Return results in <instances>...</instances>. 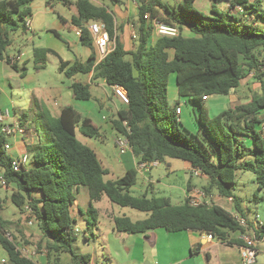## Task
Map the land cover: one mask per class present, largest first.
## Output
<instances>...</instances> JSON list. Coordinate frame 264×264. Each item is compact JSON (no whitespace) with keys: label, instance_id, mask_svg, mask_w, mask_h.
I'll return each mask as SVG.
<instances>
[{"label":"trees","instance_id":"16d2710c","mask_svg":"<svg viewBox=\"0 0 264 264\" xmlns=\"http://www.w3.org/2000/svg\"><path fill=\"white\" fill-rule=\"evenodd\" d=\"M34 1L0 0V60L11 45L9 32L19 29V20L31 17L29 5ZM196 1L180 0L172 6L164 0H136L138 15L131 20L136 39L133 50L126 51L109 8L92 0H78L79 17L72 22L81 31L82 44L93 49L88 24L100 21L115 41V48L100 62L93 53L88 62L75 63L67 71V65L62 64L60 70L69 78L93 71L94 80L103 79L112 87L120 85L126 90L129 105L119 111L113 127L129 139L139 164L181 160L210 179L204 188L207 195L216 189L221 196L234 199L237 171L253 173L258 190H264V134L257 130L258 125H264V8L261 2L250 0H211L213 17H208L194 8ZM154 19L179 29L180 35L158 37L149 45L155 35ZM184 30L194 36L185 37ZM51 53L46 49L34 51L36 71L45 68ZM250 74L260 81L262 94L210 117L204 98L230 95ZM171 75H175L178 96L198 105L196 119L202 136L179 129L177 108L173 111L168 104ZM72 90L76 100L91 98L89 85L74 83ZM46 128L54 150L48 145L39 146L30 152V163L35 166L17 173L11 167L15 158L5 148L9 140L0 126V168L6 184L17 187L11 194L12 203L19 209L27 206L32 210L42 233L38 248L45 249L49 264H60L63 255L71 257L67 264H88L91 260L89 255L74 250L77 221L72 208L80 187L87 188L90 198L88 209L80 211L88 230L97 227L95 204L107 197L121 208L148 214L136 222L126 216L116 217L117 233L145 234L160 228L168 233L198 231L231 244L229 235L244 231L232 214L217 205L193 207L186 198L182 205L174 206L170 198L131 195L138 179L136 168L117 180L106 181L109 171L96 152L77 138V132L85 138L100 137V130L89 119H82L72 106L65 107L57 119L48 117ZM254 200L259 202L257 196ZM11 225L0 215V246L8 254L7 264H39L21 254L9 233ZM87 233L84 236L89 240ZM263 236L264 228L256 238Z\"/></svg>","mask_w":264,"mask_h":264},{"label":"crops","instance_id":"0c3cea01","mask_svg":"<svg viewBox=\"0 0 264 264\" xmlns=\"http://www.w3.org/2000/svg\"><path fill=\"white\" fill-rule=\"evenodd\" d=\"M61 1L68 11L57 13L55 3H46V10L35 13L36 16L40 17V20H37L34 16V19H31L30 27H23L24 33H32L27 40L26 46L22 50L12 54L6 50L4 59L0 60V111L8 110L11 113V117L7 119L6 124H20L25 131L23 135H17L8 139L11 145L9 153L13 158L28 155L31 160L32 154L30 152L39 146L46 145L43 139L47 136L51 137V134L46 128V119L48 117L53 119L59 118L62 110L67 106H72L82 119H89L93 125L99 128L100 136L103 132L104 122L110 120L113 124L114 121L119 119V111L125 108L115 97L112 86L108 85L103 79H93V71L88 74H77L71 78L66 76L68 82L64 81L63 76H65V73L60 70L62 64L67 65L65 68V71H67L75 63L84 64L88 62L93 53L96 55L97 61H100L95 45L93 49L84 46L80 36L77 34L80 29L73 25L72 20L79 17V11L76 6L78 0ZM92 1L99 5H106L109 8V12L114 14L117 27L116 34L126 51H132L134 48L132 36L135 31L131 20L136 19L138 15L136 0H120L118 3H112L111 0ZM199 2H201V7L208 12L206 16L213 17L211 14V0H197L194 5L199 4ZM250 2H261L264 8V0H250ZM178 4L174 0V5ZM221 9H226V6H221ZM30 18H33L32 15ZM250 20L251 18L248 22ZM91 23L103 24L100 21ZM91 23L88 24V27ZM182 34L187 38L194 36L188 30H184ZM157 38L158 36L156 34L152 36L149 45H152ZM11 46L12 42L8 48H11ZM36 49H46L52 52L47 55L45 68L39 71L35 70L34 51ZM261 61L264 63V52L262 53ZM80 75H83V77ZM254 77V74H250L234 90L232 93L233 102L235 103L234 107L247 104L252 100L254 96L250 99L248 98L250 88L258 86V84L252 81ZM74 83L90 86V100L82 101L74 98L72 90ZM259 84L261 86V83ZM97 108L101 111L99 112ZM182 115L183 113L181 111L179 120ZM257 130L264 134V125H258ZM78 133L80 134V132H77L78 140L88 146L89 138H85L81 134L82 137H79ZM247 143L250 144L248 140ZM126 154L127 157H123L122 162L124 164L122 163V166L128 171V167L133 162L138 170L139 163L134 157L133 152L129 151ZM126 154L123 156H126ZM97 156L99 158L98 154ZM169 167L171 168L172 165L169 164ZM183 171L189 176V180L186 181V188L183 185L178 188L173 184L167 185L166 192L169 193V196L165 197L170 198L174 206L182 205L186 198H198L199 193L205 192L204 188L209 186L210 179L204 176H198V178H202L205 183L200 186L195 184L193 182L194 175L192 169L185 163ZM145 174L147 173H140L138 170V175L141 178L146 179ZM0 178H3V174ZM147 181V189L150 188L151 192L148 193L146 189L144 195L148 196V198L158 197L155 196L158 193L155 187L156 183L151 180V177ZM1 186L12 193L17 189L14 184L9 186H3L1 184ZM188 187L190 191H187ZM176 188L182 193L176 194L174 192ZM233 194L235 197L234 199L232 198L233 202L229 198L221 196L216 189L210 195L206 194L201 199L203 204L220 206L230 214L244 217L247 220L248 226L243 232L231 233L229 235L231 244L221 242L217 238L210 240L208 238L209 234L206 235L198 231L168 233L161 228L145 234H125L114 231V234L118 235V239L121 241L119 243L115 240L112 245L110 243V257L113 259L118 258L121 260V264H243L240 252L241 248L245 246L242 237L246 235L254 238L256 241L255 246L258 251L256 264H264V236L260 240L256 238L257 232L264 228V190H258L253 173L237 171L235 174ZM80 196L81 199L79 200ZM256 196L259 198V202H255L254 199ZM103 200L104 198L96 203L95 208ZM5 201L6 199L4 200L0 195V215L4 220L12 223L9 228V233L16 240L18 248H22L19 240L25 237L20 228L25 229L27 235H32V233L28 232L29 230L37 229L42 240V233L35 217L31 216L26 219L25 214L21 215L20 212L17 214L14 210L12 211L10 205H4ZM89 203L90 198L87 188L80 187L72 208V215L77 221L75 230L78 220H83L87 224L86 218L80 214V211L84 212V207L87 210ZM251 203L257 205L256 209H259L258 204L263 203L260 206L259 214H250L251 208L249 205ZM25 208L28 207L25 206ZM8 209L13 212L12 215L14 216H8L6 211ZM96 209L98 210V214L99 212L103 214L101 208ZM22 210L20 209V211ZM107 216L112 217L108 214ZM16 222L19 224L18 227L15 226ZM85 241L92 242L90 238L89 240L85 239ZM105 258L107 264H111L110 258L107 256ZM33 260L39 264H49L48 257L44 251H41L37 259ZM7 263L8 254L0 246V264ZM88 264L96 263L91 258Z\"/></svg>","mask_w":264,"mask_h":264},{"label":"rangeland","instance_id":"374dc122","mask_svg":"<svg viewBox=\"0 0 264 264\" xmlns=\"http://www.w3.org/2000/svg\"><path fill=\"white\" fill-rule=\"evenodd\" d=\"M164 2L174 6V0H164ZM179 2L180 0H176V4ZM46 3H55V8H56L55 10H57V13L68 11V9L66 10L61 0H35L33 3L29 5L33 18L29 17L27 21L28 20L31 21V19H34V16L36 17L37 20H40V17L36 16L35 13L37 11L46 10L45 7ZM194 8L205 16L208 13L206 10H204L201 7V2H199V4L197 5H194ZM14 18L18 20L17 15H15ZM24 22H26V19L23 21L19 20V25H20L19 29L16 31L9 32V39L12 42V46L7 50L10 54L22 50L26 46L27 40L32 34L30 32H28L27 34L23 32ZM80 76L83 77V75ZM254 78H252L253 79L252 81L258 84V86H254V87L250 86L251 90L248 93L249 99L255 96L256 94H262V88L259 84L260 81L257 78L255 79ZM63 79L65 82H68V78L66 76H63ZM232 93L228 96H211L208 98V101L205 102V107L207 108L210 117L217 116L218 114H220L225 110L234 108L235 103L233 102ZM167 97H168V104L170 109L174 111L176 108H181V111L183 113L180 119L182 122L181 124L178 123L179 129L184 133H186V131H189L194 134H201L200 136H202L203 130L198 125L196 119V116L198 115L199 112V107L196 103L190 102L187 99L180 98L178 96L176 90L175 75H171L169 78ZM98 111L100 112L101 110L98 109ZM175 119L179 120V117L175 115ZM102 130L103 132L100 137L88 139V146L97 152L103 166L109 170L110 174L106 176L105 179L117 180L123 177L127 171V169H125V167L122 166L123 157L126 158L127 154L125 153L126 156L120 154V150L116 144L117 139L119 138L120 135H118L117 130L113 127V124L111 123L110 120L108 122H104V126ZM78 135L79 137H82L79 133ZM43 140L44 143H46V145L51 147V150H54V148H52L53 145L52 136L51 137L47 136ZM30 162L28 164V168L34 167L35 166L34 162L32 163ZM169 164L172 165L171 168L169 167ZM136 167L137 166L135 165V163L132 162V164H130V167H128V170ZM183 168H184V162L181 160L168 159L163 163H159V165L157 167H154L151 170V172L145 174V176L147 177L146 179H143L138 175L137 184L130 190L131 195L135 197H143L148 187L147 179L149 177H151V180L156 183L155 187L158 190L157 191L158 193L155 196L158 197L169 196V193L166 192L167 185L173 184L177 188L183 185L186 188V181L189 180V176L185 174ZM2 174H3V169L0 168V177H2ZM193 178H194L193 182L199 186L205 183V181L202 178H198L196 176H194ZM177 188L174 190L176 194L181 192ZM147 192L148 193L151 192L150 188L147 189ZM11 194L12 192L8 191L5 187H2L0 183V195L4 198V200L6 199L4 205L6 204L10 205L12 211L14 210L17 214H19L20 212L21 215L22 214L27 215L26 214L27 210L25 207L23 208L22 211H20V209H18L11 202ZM80 199L81 196L79 197V200ZM261 204L263 203L258 204L259 209L258 208L256 209L257 205L251 203L249 205L251 208L250 214L251 215H255L256 213L259 214ZM96 208H101L103 210V214L99 212L98 223L95 229H91L90 231H88L87 224L83 220H78L76 229H78L79 232L76 233L77 241L74 244V250L75 252L81 255H89L96 264H107V260L105 256L110 258L111 264H121L122 262L118 258L113 259L110 257V243L112 245L113 241L115 240H117L119 243L121 241L120 239H118L119 236L114 234L115 231L114 218L120 216H127L132 220L136 221V220H144L147 218L148 215L146 213H141L129 208H121L111 203L107 197H104V200L101 203H99V206H96ZM6 211L9 217L14 216L12 215L13 212L10 209ZM85 211L86 210L84 207V212ZM107 214L112 217H108ZM15 226L17 227L19 226L18 222L15 223ZM20 230L22 231V233H24L25 237L22 238V240H19V244H21V247L29 252V255L32 259H37L38 254H40L41 251H44L46 254L45 249L40 250L38 248V244L41 240V237L39 236L37 229L28 231L29 233H32V235L31 234L27 235L25 229L23 228H20ZM86 231L88 232L87 234L89 235V238L92 240V242L85 241L84 233ZM70 259H71L70 255H63L61 259V264L68 263Z\"/></svg>","mask_w":264,"mask_h":264},{"label":"built area","instance_id":"2783aa9c","mask_svg":"<svg viewBox=\"0 0 264 264\" xmlns=\"http://www.w3.org/2000/svg\"><path fill=\"white\" fill-rule=\"evenodd\" d=\"M96 1V0H94ZM147 18V17H146ZM28 18H26L25 26L27 28L30 27L31 21H27ZM153 26H154V32L158 37H169L174 38L178 37L180 35L179 29L175 27H171L168 25L163 24L157 19L153 20ZM89 30L93 36L94 39V45L98 51L99 55V61H102L109 53H111L115 48V41L110 38V35L108 31L106 30L104 24L100 23H91L89 25ZM81 31L79 30L77 34L80 36ZM132 39H136L135 32L133 33ZM115 97L124 105V107L129 105V98L127 95L126 90L120 86L115 85L112 87ZM207 98H204V101H207ZM176 114L178 117L181 115V108L176 109ZM11 117V113L6 111H0V126L2 129V132L4 133L5 137L7 139L17 136V135H23L24 129L21 127L20 124L16 125H8L6 124L7 119ZM124 126L127 127V123H124ZM120 154L124 155L125 153L131 151V145L130 141L126 136L120 135L116 142ZM6 150L10 151L11 145L10 143L6 144ZM30 162V158L28 155H21L19 157H16L11 165L14 172H20L23 168L27 167ZM159 165L158 161H147L142 162L138 164V170L140 173H149L154 167H157ZM192 173L194 176L198 177L200 176L201 172L198 169H192ZM0 182L3 186H7L6 181L3 178H0ZM205 192H200L199 197L189 198V203L193 207H198L199 205L203 204L202 200L205 197ZM230 201L233 202L232 198H229ZM26 219L33 216V212L30 208H26ZM34 217V216H33ZM235 220L240 224L241 227L244 229L247 228V220L244 217L233 215ZM76 233L79 232V230H75ZM208 238L210 240H213L214 237L212 235H209ZM242 240L245 243V246L241 248V258L243 264H256L257 263V256L258 251L256 250V241L254 238L243 235ZM21 254L23 256L30 257L29 252L24 249L20 248ZM31 258V257H30Z\"/></svg>","mask_w":264,"mask_h":264},{"label":"water","instance_id":"95a60500","mask_svg":"<svg viewBox=\"0 0 264 264\" xmlns=\"http://www.w3.org/2000/svg\"><path fill=\"white\" fill-rule=\"evenodd\" d=\"M207 235V233H205ZM258 259V258H257Z\"/></svg>","mask_w":264,"mask_h":264}]
</instances>
